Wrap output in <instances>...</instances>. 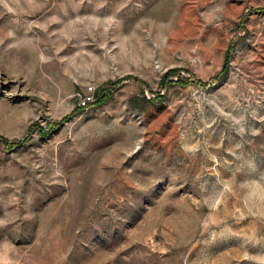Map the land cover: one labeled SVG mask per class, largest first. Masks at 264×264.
I'll list each match as a JSON object with an SVG mask.
<instances>
[{"label":"rangeland","instance_id":"1","mask_svg":"<svg viewBox=\"0 0 264 264\" xmlns=\"http://www.w3.org/2000/svg\"><path fill=\"white\" fill-rule=\"evenodd\" d=\"M0 264H264V0H0Z\"/></svg>","mask_w":264,"mask_h":264},{"label":"built area","instance_id":"2","mask_svg":"<svg viewBox=\"0 0 264 264\" xmlns=\"http://www.w3.org/2000/svg\"><path fill=\"white\" fill-rule=\"evenodd\" d=\"M88 90H89L90 92L93 91V89H92L91 87H89ZM92 99H93L92 96H86V97H84V98L82 99V101H81L79 107L82 108V109L88 107V105L90 104V102L92 101Z\"/></svg>","mask_w":264,"mask_h":264},{"label":"trees","instance_id":"3","mask_svg":"<svg viewBox=\"0 0 264 264\" xmlns=\"http://www.w3.org/2000/svg\"><path fill=\"white\" fill-rule=\"evenodd\" d=\"M80 110H82V108H79Z\"/></svg>","mask_w":264,"mask_h":264}]
</instances>
